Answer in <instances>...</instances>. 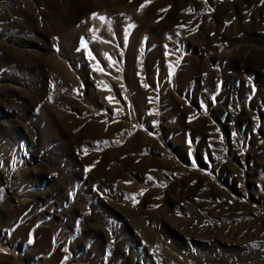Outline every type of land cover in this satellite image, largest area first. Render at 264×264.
<instances>
[{"label": "rangeland", "instance_id": "rangeland-1", "mask_svg": "<svg viewBox=\"0 0 264 264\" xmlns=\"http://www.w3.org/2000/svg\"><path fill=\"white\" fill-rule=\"evenodd\" d=\"M60 1L0 0V264H264V0Z\"/></svg>", "mask_w": 264, "mask_h": 264}, {"label": "bare ground", "instance_id": "bare-ground-1", "mask_svg": "<svg viewBox=\"0 0 264 264\" xmlns=\"http://www.w3.org/2000/svg\"><path fill=\"white\" fill-rule=\"evenodd\" d=\"M37 1H40L41 3H43V4H45V5H52L53 7V9H54V7H55V13H53V14H55V15H53L52 17H53V21L56 23V21H57V16H58V14H59V12L60 11H62L63 9V11H65V9L66 8H64V6H63V4L61 5V1L60 0H37ZM105 5H107V0H86V4H85V8H87L88 10H90V11H100V10H103L104 9V6ZM29 6V5H28ZM48 8H49V6H48ZM138 8V7H137ZM51 9V8H50ZM54 11V10H53ZM62 11V14L64 15V12ZM137 11V10H136ZM65 12H67V11H65ZM62 14H61V17H62ZM102 14H107L105 11L104 12H102ZM51 16V15H50ZM60 17V18H61ZM111 17V16H110ZM110 17H109V19H110ZM59 20V19H58ZM58 23H60L59 21H58ZM57 23V24H58ZM56 25V24H55ZM54 25V26H55ZM59 26V25H58ZM56 28H59V27H56ZM64 70V69H63ZM64 73V72H63ZM62 73V74H63ZM65 76H66V74H64ZM60 76V75H59ZM64 82V81H63ZM39 109V108H38Z\"/></svg>", "mask_w": 264, "mask_h": 264}, {"label": "snow or ice", "instance_id": "snow-or-ice-1", "mask_svg": "<svg viewBox=\"0 0 264 264\" xmlns=\"http://www.w3.org/2000/svg\"><path fill=\"white\" fill-rule=\"evenodd\" d=\"M96 14H94V18H95ZM100 19H104V17H99ZM85 47L87 46L86 44L84 45Z\"/></svg>", "mask_w": 264, "mask_h": 264}]
</instances>
